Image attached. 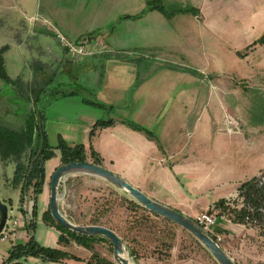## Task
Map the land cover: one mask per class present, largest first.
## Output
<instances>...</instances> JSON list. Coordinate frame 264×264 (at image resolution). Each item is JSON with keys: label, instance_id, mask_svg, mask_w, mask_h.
Segmentation results:
<instances>
[{"label": "rangeland", "instance_id": "rangeland-1", "mask_svg": "<svg viewBox=\"0 0 264 264\" xmlns=\"http://www.w3.org/2000/svg\"><path fill=\"white\" fill-rule=\"evenodd\" d=\"M142 1L150 2V0ZM151 2L164 5L172 12L189 4L187 0H151ZM128 7V1L123 0H0V49L5 47L3 57L5 70L9 76L8 81L0 78V131L6 128L20 130L24 127L27 117L32 114L35 116L42 114L43 121H46L47 127L51 126L50 129L54 132L55 128H60L57 116L59 108L62 107L61 103L54 105V101L60 93L73 89L89 100H97L100 101L98 103L105 104L101 106V118L96 122H99V125L95 126V123L87 130L78 124V131L73 130L72 140L52 137L49 144L55 148L60 144L68 147L82 145L89 162H92L93 150L96 153L102 150L97 153L100 158L102 160L105 158L106 164L117 165L120 152L118 146L116 144L109 146L105 139L102 141L104 150L98 145L101 130L109 127L102 126L101 122L113 119L118 123L125 117V120H122L125 124L129 125L130 121L140 125L141 123L133 118L135 112L133 107L125 112L124 110L128 108L102 101L99 90L95 91L93 88L103 83L102 72L108 57L129 55V52L123 54L116 48L110 50L108 46L110 41L120 42L124 37L130 40L129 44L133 42L134 25L121 17ZM178 23L174 20L170 25L176 27ZM58 33H62L74 43L83 38H92L93 41H103L108 47L106 49L100 46L98 49L102 51L97 56L84 55L72 58L57 38ZM173 33H175L174 37H168V47H156L151 54L152 57L157 58V66H168L175 72L168 80L154 79L156 84L164 81L172 87L166 96L168 102L164 105L165 110L158 112L161 117L156 120V125L152 128L143 125L150 132H141L156 141L159 148L162 146L159 135L162 130L161 125L166 124L170 133L174 135L179 133L184 152L172 157L161 153L159 157L162 156L163 163L170 167L176 162L182 164V172L185 174L180 177L177 175L178 183L182 188L189 189L190 186L199 183L206 188L217 190L223 182H231L239 170L235 162L237 159L234 158L236 147L253 150L252 147L255 146L249 137L242 136L241 139L232 137V135L237 136V133L233 134L234 131L228 130L229 125L226 120L233 117L238 123L237 126L239 127L240 124L244 132L246 125L249 126L255 121L259 114L264 117V43L253 44L256 41L254 40L244 48H240L239 59L229 57L224 49L219 53L218 47L214 50L212 46L206 44L199 48L201 57L195 58L184 53L187 49L185 46L190 45L192 41L181 40L176 30ZM98 46L94 44V48ZM129 49L132 53L129 56L142 59L147 58L146 55L150 56L148 50L133 47ZM62 57L73 59L75 64L81 67L80 71L74 69L75 73L78 72V82L72 84L70 77L62 74L64 67L67 66L66 63H58L57 59ZM94 65L95 69H93ZM114 69L118 72V69ZM144 70L142 68L140 81L145 78ZM182 72L194 74L199 79H186L185 76L182 78L178 75ZM192 102L195 111L192 112L191 108L186 113V104L191 105ZM77 105L76 101H73V111L77 109ZM182 114L184 117L187 116V121L186 118L185 121L180 120ZM74 121L78 122L73 116V123ZM210 122L213 124L212 129L208 128ZM236 143L240 145L237 146ZM101 153H105V156ZM57 158L58 156L54 155L51 159L57 160ZM24 160H27L26 156ZM160 161L159 159L158 162L162 163ZM15 169V162L3 161L0 155V199L12 210L10 226L13 219L22 218L23 210L29 212L28 222L34 220L33 209L30 213L25 206L28 202L32 205L33 187L27 189L22 202L21 187H16L13 182ZM78 178L82 179L75 184L70 183L67 188L69 192L62 191L63 198L66 197V215L74 222L79 220L114 229L132 249V260L135 264H142L149 257L164 262L169 260L172 254L178 255V261L219 264L188 231L147 209L131 204L129 198H133L127 192L98 177L82 175ZM50 181L51 176L48 175L44 185L48 192H50ZM255 184L259 189L264 190V172ZM163 190L164 188L157 185L152 192H163ZM185 194L189 201L187 203L193 206L204 204V199L200 200L201 196L191 195L188 192ZM244 194L238 192L235 197H231L232 208L235 206L240 208L246 203ZM214 196L216 195H212L211 199ZM43 197V193L38 196V201H41L38 208L40 224H43L41 223ZM45 207V212L48 214L47 205ZM209 210L214 211L210 206L200 210L198 214ZM213 213L218 218L220 214L230 220L235 218V214L227 211ZM197 215L191 217L195 219ZM43 220L51 224L50 217L49 222ZM247 226L253 228L248 235L249 240L245 245L241 242L238 244L239 251L246 256L244 264H264V202L258 212L248 220ZM10 230L5 232L10 237L6 242L13 241L17 244ZM31 235L25 242L19 243L27 244ZM216 236L220 237L218 242L222 246L227 245L224 238ZM1 242L3 241L0 237V244ZM93 245L97 252L114 259L113 245L109 241H97Z\"/></svg>", "mask_w": 264, "mask_h": 264}, {"label": "crops", "instance_id": "crops-1", "mask_svg": "<svg viewBox=\"0 0 264 264\" xmlns=\"http://www.w3.org/2000/svg\"><path fill=\"white\" fill-rule=\"evenodd\" d=\"M123 1H128L129 7L123 11L121 17H123L125 21L133 23L135 30L134 40L129 44L130 40L124 37L120 42L110 41L108 46L110 50L116 48L119 50L118 52H122L123 54L124 52H129V55L132 54L129 48H141L148 50L150 56L146 55L147 58L144 59L129 55L123 57H108L102 72L103 83L101 86L94 83V86H96L93 90H99L102 95V101L107 103L112 102L123 108H128L124 110L125 112L133 107L135 110L132 115L133 118H136L135 120L140 122L142 126L145 125L150 128L156 125V120H159L161 117L158 112L165 110L164 105L168 102L166 96L169 90L172 89L168 83L162 80H168V78L175 73L174 70H171L168 66H157L156 64L158 61L156 57H152V50H155L156 47H168V37H174L175 33L173 32L175 30L179 32L178 36L181 40L188 39L192 41L189 43L190 45L185 46L187 49L184 50V53L187 56H193L195 58L201 57L199 48L209 44L214 50L218 47L220 50L219 53H222L221 50L224 49L226 55L239 59L238 52L240 48H244L252 41L257 40L264 33V0H187L189 2L187 6L177 8L173 10V12L170 10L168 11L166 6L163 5L169 14L160 9L148 7L149 2L145 3L142 0ZM174 20L179 22L176 25L177 28L170 25V22ZM99 47L100 46L94 48V45H92L90 47L91 53L86 57L97 56L102 51L98 49ZM145 54H147V52ZM57 60L58 63H66L67 65L64 67L65 69L62 74L70 77L69 79L72 84L73 82H78V72L75 73L74 69L80 71L81 67L75 64L73 59L62 57ZM95 68L96 66L94 65L93 69ZM114 68L118 69V72H115ZM142 68L145 69V78L140 81ZM178 75H181L182 78L185 76L186 79H199L189 72H182ZM154 79H162V82L156 84ZM147 96L148 98H146ZM73 101H76L78 104L77 109H74V111ZM94 102L100 101L89 100L73 89L69 92L60 93L54 101V105L59 103L62 105V107L59 108L60 110L57 116V122L60 124V128L57 127L55 131L52 132L50 129L51 126L48 128L46 121H42L46 130L48 142L52 137H63L67 140H72L73 130L78 131V124L89 130V128L101 118L102 114L101 106ZM147 103H149L148 106L146 105ZM188 105L186 104V113L190 111L191 108L192 112H194L196 109L194 102ZM73 116L78 122L74 121L73 123ZM185 118L187 121V116L184 117V115L180 120L183 121ZM122 120H125V117L120 120L121 122L117 123L115 121L113 125L101 130L102 132L98 139V145L103 148L102 141L105 139L109 146L116 144L120 150L118 156L119 162L117 165L106 164L104 161L105 153H101L104 155L102 165L121 174L130 183L144 191L150 197L189 216L197 215L200 210L214 206V204L221 199L231 201V197L237 195L239 186L243 182L256 176L259 177L264 172V117H262L261 114H259L257 119L251 122L249 126L246 125L244 132L241 130L240 124L238 130L236 129V131H234L233 134L237 133V136L232 135V137H249L250 141L255 143V146L252 147L253 150H244V148L239 149L236 147L234 158L237 159L235 162L239 170L235 173L231 182H223L217 190L215 188V190L206 188L199 183H196L198 184L196 186H190L189 189L182 188L177 180V175L180 177L185 174L182 172V164L176 162L170 167L163 163V158H161L162 156L159 157V154L163 153L165 156L172 157L184 152V145L178 136L179 133L174 135L170 133L166 124L163 126L161 125L162 130L159 135L161 136L162 146L159 148L156 141L145 136L143 132L125 124ZM212 126L213 124L210 122L208 128L212 129ZM235 145L239 146L240 144L236 143ZM98 149L101 150V148ZM55 153V155L58 156L57 160L51 159L46 163V178L48 175L52 176L54 170L62 164L60 150L55 149ZM159 159L162 163L158 162ZM150 160H152V162ZM78 177H82V175H71L64 179L60 188V194L64 190L69 192L67 188H69L70 183L73 182L75 184V182L82 179ZM157 185L164 188L163 192H152ZM183 189H185V191ZM185 192L191 195L196 194L201 196L200 200L204 199V204L200 203L197 206H193L191 203H187L189 201H187ZM42 193L44 197L42 199L41 211L44 214L46 211L45 206L47 205L49 208L50 192L46 191L44 187ZM214 194L216 196L211 199V196ZM62 195L63 193L61 194L60 202L61 210L67 214L65 210L67 206L65 202L66 197L63 198ZM39 202L41 201H38V205ZM33 203L32 200V205L29 202L25 205L27 211H32ZM23 211L24 212L21 214L22 218L18 219L17 217L18 224L12 230L11 234V236L15 238V241H17V244H21L19 242H25L26 239L34 233V235L36 234V240L41 245L60 249L69 254L76 255L80 259L66 258L61 261H45L38 256H24L19 260L12 261L8 259L10 251L13 246L17 244L13 241H11V243L6 242L10 239V237L7 236L4 239L1 238L3 242H1L2 245L0 244V264H86V262L90 260L93 252L89 248L80 245L68 235H65L64 240L61 241L60 236L62 232L53 225L45 223L43 215L41 217V223L43 224H40L38 221L40 217L39 213H37V216L32 221V226L34 227H30V222L27 221V214L29 212L27 213L26 210ZM214 211L223 212L222 209L216 207ZM219 216L220 218L216 215L215 228L220 229L217 235L221 236L226 241L228 246L225 244L223 245L225 250H227L239 264H244L246 256L239 251L238 244L240 242L243 245L247 244L249 240L248 235L253 231V228H249L247 223L227 219L221 214ZM75 222L89 224L79 220H75ZM142 264L205 263L178 261V255L172 254L171 258L167 261L159 262L154 257H149L147 261H144Z\"/></svg>", "mask_w": 264, "mask_h": 264}, {"label": "trees", "instance_id": "trees-1", "mask_svg": "<svg viewBox=\"0 0 264 264\" xmlns=\"http://www.w3.org/2000/svg\"><path fill=\"white\" fill-rule=\"evenodd\" d=\"M148 7L157 8L169 14L164 6L159 3L154 4L149 2ZM257 43H264V34L253 44ZM4 52L5 47L0 49V78L8 81L9 76L5 70V61L3 57ZM238 54L241 55L240 52H238ZM94 103L100 106H105L103 103ZM42 121V114H38V116L32 114L27 117L26 123L22 129L17 130L6 128L4 131H0V155L3 161H13L16 164L13 182L16 187H21L22 202H24L27 189L30 186L33 187V218L37 216L39 208L38 196L43 192L46 181V163L56 154L55 149L60 150L62 163H68L71 161H88V156L82 145L68 147L64 144H60L56 148L50 145L47 140L46 130ZM114 123L115 120L113 119L104 120L101 122V125L111 126ZM97 125H99V122L95 124V126ZM129 125L136 130L150 132L146 129V127L136 122L130 121ZM25 156L27 159L26 161L24 160ZM91 158L92 162L102 165V159L96 151L93 150ZM258 181L259 177L256 176L243 182L239 186V192L245 193L244 195L246 197V203H244L242 207L238 208L235 206L232 208L230 200L221 199L216 202L214 206H212V209L216 207L225 212H231L235 214L234 221L247 223L248 220H250L253 215L258 212V209L261 208L264 202V190L259 189L257 184H255ZM129 199L131 204H136L144 210L146 209L136 200L131 198ZM48 216L51 219V225L56 226L62 232L60 236L61 241L64 240L65 235L71 236L80 245L89 248L93 252L90 260H88L86 264H117L114 259L105 257L94 249L93 244L95 242L102 240L109 241L107 238L102 236H83L68 230L64 226L57 223L52 217L50 207L48 208V214L47 212L43 214V218L49 222ZM29 225L30 227H34L32 226V221ZM130 251L131 255H133L131 248ZM24 256H38L43 258L45 261H61L66 258L80 259L76 255L69 254L60 249L41 245L33 235H31V239L27 244H17L13 246L8 259L12 261L19 260Z\"/></svg>", "mask_w": 264, "mask_h": 264}, {"label": "water", "instance_id": "water-1", "mask_svg": "<svg viewBox=\"0 0 264 264\" xmlns=\"http://www.w3.org/2000/svg\"><path fill=\"white\" fill-rule=\"evenodd\" d=\"M264 130V120H263ZM90 175L98 177L127 192L134 200L150 212L172 221L192 234L216 259L219 264H239L233 256L225 250L215 236L203 228L193 217L164 204L146 194L130 183L124 176L113 170L89 161H71L60 164L53 172L50 181L49 207L52 217L57 223L68 230L83 236H102L113 245V257L117 264H135L132 260L130 248L123 238L112 228L99 224H79L71 220L61 210V185L68 176ZM0 235L3 232L9 215V205L0 199ZM215 231H220L215 228Z\"/></svg>", "mask_w": 264, "mask_h": 264}, {"label": "built area", "instance_id": "built-area-1", "mask_svg": "<svg viewBox=\"0 0 264 264\" xmlns=\"http://www.w3.org/2000/svg\"><path fill=\"white\" fill-rule=\"evenodd\" d=\"M57 38L59 39V41L61 42V44L64 46V48L66 49L67 53L72 57V58H76L79 56H84V55H88L91 53L90 51V47L92 45H94L95 43L98 44L99 46H102L104 48L107 49V44H105L103 41L101 40H94L91 38H83L81 40H79L78 42L74 43L70 40H68L62 33H58ZM228 121V122H227ZM226 122L228 123L229 126L228 130L229 131H236L235 129L238 130V123L234 120L233 117L229 118L228 120H226ZM235 125H232V124ZM232 125V126H230ZM234 128V129H233ZM12 212V210L9 209V215H8V220L7 223L5 225V228L3 230V232L1 233L0 237L1 238H6L7 235L5 234V232H7V230L11 229L10 231H12L16 225L18 224V219L15 218L13 219V223L10 226V213ZM214 211H205V212H201L199 213L195 220L206 230H208L210 233H212L213 235L215 234V227H216V215L215 213H213ZM217 234H215V238L217 240H220V237L216 236Z\"/></svg>", "mask_w": 264, "mask_h": 264}]
</instances>
